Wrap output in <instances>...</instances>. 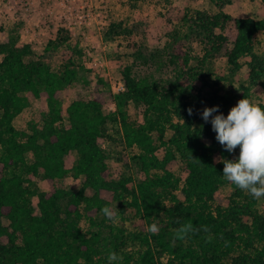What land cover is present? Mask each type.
Returning a JSON list of instances; mask_svg holds the SVG:
<instances>
[{
  "label": "trees",
  "instance_id": "1",
  "mask_svg": "<svg viewBox=\"0 0 264 264\" xmlns=\"http://www.w3.org/2000/svg\"><path fill=\"white\" fill-rule=\"evenodd\" d=\"M209 1L217 12L194 9L174 21L164 56L137 55L156 69L169 68V78L161 82L153 74L137 76L131 65H124L118 76L124 90L108 93L107 99L102 76L93 81L78 43L66 30L57 28L44 48L47 53L60 47L70 51L55 65L30 43L17 44L15 31L0 44V264H109L112 251L121 257L113 264H264L259 201L226 181L224 165L215 162L221 156L235 160L240 148L236 158L226 152L216 140L211 118L205 122L201 110L204 103L219 105L225 116L237 105L235 94L221 91L225 77L215 70L217 59L224 58L235 72L243 65L240 58L249 57L243 98L250 86L264 88V54L254 51L255 35L264 33V18L224 12L231 0ZM130 32L124 22L114 21L106 35ZM193 41L202 48L197 58L190 51ZM77 82L89 87L88 93L64 107L67 90ZM25 93L43 97L46 110L41 121L17 129L13 120L29 104ZM108 99L115 111L107 113ZM108 122L119 124L125 147L134 150L131 159L142 174L134 186H129L130 176L112 177L99 143ZM70 151L77 157L68 168L64 159ZM175 160L184 168L183 179L169 168ZM33 177L47 181L48 190H39ZM68 178L81 179V186L67 188ZM225 187L231 193L216 198ZM103 190L112 193L122 214L135 211L142 224L139 231L98 220L110 204L101 196ZM83 219L97 229L82 230ZM189 221L195 228L207 225L210 232L175 238L180 225ZM154 222L159 227L155 235L147 230ZM101 227L109 235L103 237Z\"/></svg>",
  "mask_w": 264,
  "mask_h": 264
},
{
  "label": "rangeland",
  "instance_id": "2",
  "mask_svg": "<svg viewBox=\"0 0 264 264\" xmlns=\"http://www.w3.org/2000/svg\"><path fill=\"white\" fill-rule=\"evenodd\" d=\"M27 1L30 3L28 4L30 5V10L28 11L22 7V2H26L25 0H0V44L8 41L11 32L15 31L17 44L30 43L35 53L44 54L55 65L61 57H68L70 52L65 47H60L55 52H44L48 39L55 35V31L59 27L58 17H53L49 13L51 12V6L49 7L51 1ZM94 3L95 12L100 13L99 18L105 23L99 26V30L95 29L93 33H90L93 35L90 37V41L96 46L95 49L106 63L103 66L93 64V67L90 69L92 70L91 76L93 77V81H95L97 76H102L104 84L101 86V90L106 96L105 99H107L108 93L114 95L111 92L109 81L117 78L120 70L127 64L132 66V70L137 76L153 74L159 81L164 82V80L172 75L170 69H156L154 64L141 62L137 55L143 52L146 55L161 53L164 56L163 47L168 42V34L172 29V25L184 13L191 12L194 9H201L208 13L217 12V8L209 0H95ZM223 11L237 17L264 18V4L260 0H231L230 4L223 6ZM54 14L55 12H53ZM114 21L124 22L132 32L122 33L120 36H107L106 33L109 25ZM69 36L79 46L81 41L70 33ZM190 45L191 55L196 58L201 56V45L196 41H193ZM79 48L82 50L81 46ZM254 51L258 55L264 54V33L262 32L257 33L254 37ZM1 58L2 55L0 54ZM80 59L82 64L86 66L82 59V53ZM248 59L249 57H241L240 61L243 65L235 72L230 71L224 58L215 61L216 72L225 77L221 91L235 94L237 96V103L243 99L241 86H249L248 69L245 65V61ZM199 86L200 82L196 84V87ZM88 91L89 87H84L81 82H77L67 90L63 106L66 107L73 99L86 95ZM246 93V98L253 100L258 105H264L263 86H250ZM25 95L29 99V104L13 120V125L17 129H27L30 122L41 121V113L46 110V102L43 97L35 98L31 93H25ZM109 99L104 105V110L107 113L115 111V103L113 100L109 101ZM205 108L206 104L204 103L201 106V110L203 111ZM130 111L133 112L134 109L131 108ZM99 143L108 157L107 163L112 177L118 179L122 175L130 176L132 182L129 183V186H134L142 178V174L131 159L134 150H130L124 145L119 124L108 122L106 125V137L100 139ZM238 153L235 150L232 153V157L236 158ZM157 155L162 157V149L157 151ZM76 157V153L70 151L64 159L66 167H71ZM169 168L175 175L180 176L181 179L185 177L184 168L179 160L172 161L169 164ZM33 181L39 190H48L49 184L44 179L33 177ZM81 182V179L68 178L66 187L77 190L81 186ZM86 192L88 195H91L92 189L88 188ZM230 193L231 188L225 187L217 192L216 198L224 197ZM100 194L109 201V207L117 212V219L114 223L101 214L98 216V220H103L105 224H110L114 227L122 226L127 232H137L140 230V226L142 225L141 220L133 209H127L122 214L111 192L103 190ZM258 201L257 207L264 214V197H261ZM32 203L37 213V197L32 198ZM80 226L82 230L87 232L89 228L92 230L97 229L96 227L91 228L88 221L84 219L80 221ZM109 233L108 228L101 227V235L103 237L109 235ZM127 249L133 250L130 245L127 246ZM123 250L125 251V249Z\"/></svg>",
  "mask_w": 264,
  "mask_h": 264
},
{
  "label": "clouds",
  "instance_id": "3",
  "mask_svg": "<svg viewBox=\"0 0 264 264\" xmlns=\"http://www.w3.org/2000/svg\"><path fill=\"white\" fill-rule=\"evenodd\" d=\"M219 109V105L206 107L202 112V119L208 122L211 118L216 140L226 152L234 153L239 146L240 153L235 160L221 156L216 158L215 162L224 165L223 178L226 181L259 200L264 197V108L245 97L238 101L227 117ZM213 113L219 114L213 116ZM188 114H193L191 107ZM101 211L108 220L115 223L116 211L107 205ZM147 230L154 235L158 234V224L152 223ZM200 231L208 233L210 228L207 225L195 228L190 221L185 222L176 230L175 238L183 240L190 233ZM210 241L211 237L208 236L207 242ZM107 259L109 264H113L121 257L112 251L109 252Z\"/></svg>",
  "mask_w": 264,
  "mask_h": 264
},
{
  "label": "built area",
  "instance_id": "4",
  "mask_svg": "<svg viewBox=\"0 0 264 264\" xmlns=\"http://www.w3.org/2000/svg\"><path fill=\"white\" fill-rule=\"evenodd\" d=\"M22 2L24 10H30L29 1ZM51 1V12L53 17H58V26L67 30L71 35L81 41L82 59L84 64L91 68L93 64L103 66L106 62L95 49V45L90 41L95 29H100V25L105 22L99 18L100 13L95 12V0H46ZM55 10V11H54ZM53 12L55 14L53 15ZM58 27V28H59ZM110 89L113 94L122 92L124 84L120 78L109 81Z\"/></svg>",
  "mask_w": 264,
  "mask_h": 264
}]
</instances>
